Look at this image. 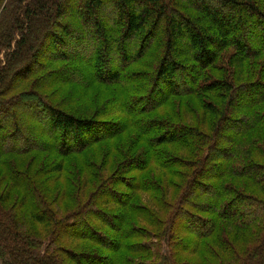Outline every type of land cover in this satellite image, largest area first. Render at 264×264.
I'll return each mask as SVG.
<instances>
[{
    "label": "trees",
    "instance_id": "16d2710c",
    "mask_svg": "<svg viewBox=\"0 0 264 264\" xmlns=\"http://www.w3.org/2000/svg\"><path fill=\"white\" fill-rule=\"evenodd\" d=\"M64 2L0 0V167L13 184L0 200V264H64L65 258L74 264H181L191 256L198 259L193 264H264V66L242 82L248 61H264V0H80L84 16L76 24L90 27V58L79 56L85 39L77 26L60 21ZM251 34L259 42L252 44ZM74 35L72 45L67 40ZM58 61L75 62L83 72L92 66L89 86L113 89L109 105L82 116L41 94L40 85L65 72L43 73ZM33 77V87L17 93ZM78 80L69 75L59 82ZM177 82H186L183 89ZM179 96H193L203 107L191 115L195 123L172 112L156 116ZM24 103L37 112L14 117L8 106L16 104L19 113L17 104ZM111 115L117 120L104 118ZM129 130L145 149L124 154L111 175L85 157L81 165L94 190L87 198L74 195L88 180L76 187L72 172L63 194L74 209L61 215L42 192L40 180L49 171H33L27 156L41 149L60 154L51 171L61 174L68 156ZM34 136L47 145L34 143ZM152 167L166 175L165 183L126 174ZM14 188L22 192L17 208H28L25 216L1 205ZM108 189L111 200L101 199ZM140 193L147 203L134 202ZM29 221L40 224L43 235L24 231ZM229 228L245 235L244 246L229 237ZM76 241H89L103 254L67 247Z\"/></svg>",
    "mask_w": 264,
    "mask_h": 264
},
{
    "label": "rangeland",
    "instance_id": "374dc122",
    "mask_svg": "<svg viewBox=\"0 0 264 264\" xmlns=\"http://www.w3.org/2000/svg\"><path fill=\"white\" fill-rule=\"evenodd\" d=\"M65 17L61 18V22L66 24H71L72 28H77L81 31L80 33L84 35V41L85 44H80L83 47V50L79 52V56L84 57L88 54V57L90 58V48H92V45H94V42H92L90 38V27L87 23H83L82 25L76 24L78 23V20L80 18H83V8L80 0H65ZM46 33V32H45ZM41 38L46 39L47 37L45 34L40 35ZM75 35L71 37V39L67 40L70 44L75 45L77 43L75 41ZM87 38V39H86ZM47 40V39H46ZM258 41V37L251 34L249 41L253 44L254 41ZM34 42V41H33ZM85 51V53L83 52ZM114 55L111 57V64L112 66L118 67L119 62V55L114 53ZM264 59V55L262 56ZM259 60V57H258ZM91 65L92 62L90 61ZM74 64H76L74 62ZM68 65V63L64 64L62 62H55L52 63L49 67L45 69V72L52 71L54 69L56 70H62L65 72H60L54 74V76L51 77L50 82L53 83H47V86H44V83L40 85L37 90L40 91L41 94L45 95L54 105L64 109L65 111L72 112L73 114L82 115L90 113L91 111H95L97 109H100L106 105H109L110 101H107L111 97V89L110 87H107L103 84L97 83V84H90L89 83L91 78L95 76V71L92 69V66L90 68V71H82L80 68V65L76 66ZM34 65V64H33ZM262 65L264 66L263 62H257L256 60L248 61L245 64L246 67V74L243 78L242 82H245L247 78L254 77L255 78V71L259 70ZM35 66V65H34ZM32 67V66H31ZM29 67V69L31 68ZM71 67L69 71H66L65 69ZM77 69L79 71V74L75 71ZM84 69V68H83ZM196 72V71H195ZM194 72V73H195ZM69 75H75L79 77L78 83H70V82H59L60 78L69 76ZM36 77H33L27 86H25L22 90H19L17 93H21L23 91L29 90L33 87V84L35 83ZM18 79L13 81H17ZM189 86V79L187 78ZM12 82L11 79L7 81V83ZM179 83V82H177ZM186 83V82H185ZM185 83H179V88L183 89L182 84ZM6 85V84H5ZM191 87V86H190ZM249 97L247 96L244 100H247ZM24 101V100H23ZM19 106V113H16L17 110H14L16 107V104L13 106H8L9 109H12L10 112L14 113V117H21L23 114H26V116H32L37 112L36 108H32L28 106L27 103L24 104H17ZM111 107H114L113 105H110ZM33 110V113L31 112ZM203 111V107L199 104V101L194 98L193 96H179L176 98H173L167 105H165L164 108H162L159 112H157L156 116L159 117H169L172 115H181L186 123H195L194 120H192V116L194 113L200 114ZM16 113V115H15ZM106 119L110 120H117V117L114 115H111L110 117H104ZM33 142L36 144H39L41 147H44L45 140L43 141L40 137H33ZM170 149V147H168ZM145 149V144L142 140L139 139V134L135 130H129L126 132H122L118 134L115 138L105 141L101 144H97L96 146L90 147L86 153L82 155H70L66 159L63 160V166L64 169L61 174L58 172L51 171L54 166L61 160V156L58 153H55L54 151L41 149L43 151H34L25 160L32 162L31 169L34 171L37 167H42L44 171H49L48 174H46L44 177H42L41 186H42V192L43 194L48 198L49 202L52 203L53 207L61 214V215H67L74 209V205L71 203V201L66 197V195L63 194V190L65 189V180L67 178H71L69 176L72 172H74L79 180L76 184V187L78 185H81V188L84 186V181L88 183V187L78 195V192H76L74 195L77 197H84L87 198L90 196L94 190L93 185L94 181L92 179H87L84 176V171L82 168L81 163L85 160V157L91 159L93 162L98 163L101 168H103L104 173L106 172L107 175H111L115 172V170L123 163V161L126 160L124 154H129L130 156L138 155L142 150ZM174 153L177 154H185L184 151H181L177 147L171 148ZM133 159V158H132ZM24 160V161H25ZM138 160V159H137ZM22 161V158H20L18 161L15 160V162ZM132 161V160H130ZM129 161V162H130ZM131 178H136V176L141 177L142 179L148 178V179H155L160 183H165V180L168 179L166 175L163 174V172L155 167L149 168L147 171H131L126 173ZM4 177V179H3ZM131 182H135V179L131 180ZM12 181L8 177H5L3 174V170L0 167V200H2L5 195L11 191L12 187ZM111 189L115 190V186H110ZM110 189L106 190L102 195L101 199H107L111 200V197L109 196ZM176 194V193H175ZM22 197V192L18 188H14L11 192V196L9 200L5 203L1 202V205H3L6 209L12 210L14 215H18L19 217L25 216V214H28V208H24L22 210L17 208V205L20 201V198ZM147 196L146 194H138L135 198L134 202L136 204L140 203H147ZM173 196L171 197V199ZM76 201L84 202V199H77ZM166 209L165 211H167ZM168 212V211H167ZM166 213V212H165ZM30 223L27 224L24 227V231L37 234V235H43V227L35 222L29 221ZM158 230V228H157ZM229 237L232 240H235L237 242V245L239 247L244 246L246 244V237L241 233H235L233 229L228 230ZM241 235L242 238L240 240L236 239V235ZM69 249H75L77 251H91V252H98L103 254V251L101 248L93 243H90L89 241H76L74 243L66 244ZM198 261L196 256L187 257L186 259L181 261V264H193L194 262ZM64 264H74L73 262H68L66 258L64 259Z\"/></svg>",
    "mask_w": 264,
    "mask_h": 264
}]
</instances>
